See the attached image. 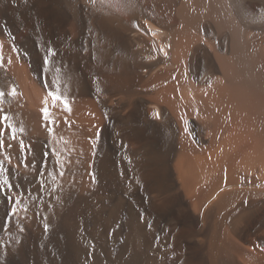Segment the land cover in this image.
<instances>
[{
  "label": "bare ground",
  "instance_id": "6f19581e",
  "mask_svg": "<svg viewBox=\"0 0 264 264\" xmlns=\"http://www.w3.org/2000/svg\"><path fill=\"white\" fill-rule=\"evenodd\" d=\"M0 45V264H264V0H0Z\"/></svg>",
  "mask_w": 264,
  "mask_h": 264
},
{
  "label": "snow or ice",
  "instance_id": "6c2138e0",
  "mask_svg": "<svg viewBox=\"0 0 264 264\" xmlns=\"http://www.w3.org/2000/svg\"><path fill=\"white\" fill-rule=\"evenodd\" d=\"M0 49H2V45H0ZM48 53L51 56L56 55V52L54 49H48ZM44 59H45V63L50 62L48 55H46ZM2 64H3V58L2 56H0V66H2ZM9 94L11 96H15L17 93H16V90L13 88ZM49 95L51 96L54 105L56 101H60L64 104V107L70 111V108H68L67 101L64 97L57 95L55 92L49 93ZM4 96H5V92L3 90H0V101L3 100ZM45 104H47V101H45ZM42 111H43L44 119L51 123L52 121H50V113H49L48 108L45 107L44 109H42ZM0 113H2V109H0ZM0 124L3 125V128H0V136H3L4 133L7 131V132H10V136L12 140L17 139L18 132L22 133L24 131L22 128L18 130L13 124H11L10 117L6 114L0 115ZM19 145H20V149L22 153L25 151H28V152L31 151V146L28 145L26 148L24 141L22 139L19 140ZM3 147H4V142L3 140H0V149H2ZM7 158L10 161V157H7ZM60 175H63V173L61 172ZM12 187L13 185L10 182L9 177L6 175V169L4 168L3 164L0 163V191H4L5 189H7L9 192H11ZM8 198L11 200L12 196L10 195ZM15 203L18 204L19 201H16ZM12 212L13 214H15L16 212L15 207L12 209ZM45 230H47V226H45ZM21 231H23V229H21Z\"/></svg>",
  "mask_w": 264,
  "mask_h": 264
}]
</instances>
